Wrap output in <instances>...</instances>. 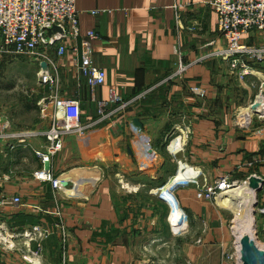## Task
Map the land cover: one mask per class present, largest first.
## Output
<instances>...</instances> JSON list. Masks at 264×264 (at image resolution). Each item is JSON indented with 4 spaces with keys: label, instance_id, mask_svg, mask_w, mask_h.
I'll use <instances>...</instances> for the list:
<instances>
[{
    "label": "crops",
    "instance_id": "1",
    "mask_svg": "<svg viewBox=\"0 0 264 264\" xmlns=\"http://www.w3.org/2000/svg\"><path fill=\"white\" fill-rule=\"evenodd\" d=\"M76 5L82 35L98 34L94 61L107 79L93 92L70 51L59 56L48 48L57 95L79 100L88 122L98 117L97 100L108 99L112 90L131 99L155 89L117 125L104 122L83 137H64V148L49 167L56 175L84 169V180L92 184L73 192L79 195H66L36 174L44 167L37 151L49 146L53 123L39 103L51 93L32 88L30 98L0 103V168L10 176L0 194L23 200L0 213V264H35L25 257L30 259L29 249L37 251L38 243L22 235L35 226L51 233L43 241L40 264H160L158 251L168 254L165 264H237L241 258L229 245L233 209L241 207L237 196L229 194L222 206L199 199L197 184L179 185L174 193L188 221L174 234L169 205L156 191L184 172L181 164L199 185L205 178L210 184L225 176L238 182L264 178V120H238V111L254 102L253 76L241 78L239 69L208 55L209 43L219 38L217 13L206 0H76ZM193 23L199 24L195 30L189 28ZM8 61L0 57V68ZM32 61L38 77L41 60ZM180 62L188 65L183 73ZM21 110L30 113V125L20 121ZM173 124L189 129L186 138L179 135L182 148L176 151L164 146ZM255 199L257 210L263 208L264 186Z\"/></svg>",
    "mask_w": 264,
    "mask_h": 264
},
{
    "label": "built area",
    "instance_id": "2",
    "mask_svg": "<svg viewBox=\"0 0 264 264\" xmlns=\"http://www.w3.org/2000/svg\"><path fill=\"white\" fill-rule=\"evenodd\" d=\"M206 4L213 8L218 15L219 31V38L209 43L211 52L208 55L221 58L233 70L239 69L241 78L258 77L261 83L259 94L264 95L262 91L264 71H258L253 67L254 64L264 66V0H206ZM198 26L199 24L193 23L189 28L195 30ZM96 38H98V34L95 30L87 32L85 36L82 35L80 12L77 9L76 0H0V57L28 56L40 59L39 83L49 86L51 89L50 96L43 98L39 103L44 113L52 115L53 124L47 133L49 146L46 150L37 151L44 167L36 174L40 180L52 182L58 191L67 190V186H64L63 182L68 181L69 183L70 180H65V174L56 176L49 164L55 155L62 152L64 137L68 134L85 136L92 128L104 122L117 125L119 119L135 103L155 89V87L149 88L131 99H126L122 94L112 90L108 99L97 100L98 117L84 122L80 101L59 97L57 91H54V87L58 86V80L50 71L45 50L56 48L59 56H64L70 51L74 57V65L83 76L89 79V86L94 92L103 86L107 79L106 71L94 61L93 41ZM43 64L45 65L43 66ZM187 67L188 65L180 62L179 73H183ZM194 91L203 94L200 89L196 88ZM255 103L259 104L258 95L250 106ZM243 117L239 114L238 120ZM258 117L264 120V114H260ZM253 118L254 114L245 120V123L251 124ZM175 140L172 142V148L176 151L182 147L178 142L174 144ZM180 166L184 172L189 169L187 164ZM9 177L0 168V186ZM203 182L202 185H199L197 177L186 176L181 180L175 178L167 185L158 188L159 196L169 205L173 233L179 234L185 230L188 221V215L174 193L179 185L197 184L199 199L218 201L238 181L230 176H225L211 184L206 178ZM22 203L23 200L19 196L10 197L0 194V213L7 207L18 208ZM257 213L264 217V207L260 208ZM50 234L48 229L40 226L23 232V236L27 237L30 243L32 241L38 243V250L29 249L30 259L25 257L26 260L40 264L42 244ZM249 235L258 247L257 242L260 239L257 231L255 230L253 235ZM237 243L235 255H241L240 238ZM239 257L241 258V256ZM238 261L241 260L238 258Z\"/></svg>",
    "mask_w": 264,
    "mask_h": 264
},
{
    "label": "rangeland",
    "instance_id": "3",
    "mask_svg": "<svg viewBox=\"0 0 264 264\" xmlns=\"http://www.w3.org/2000/svg\"><path fill=\"white\" fill-rule=\"evenodd\" d=\"M20 57H22V56H20ZM20 57L16 56V57L5 58V59H9L10 62L8 61L9 62L8 65H6L5 67L1 66V68H0V103H3L4 105H6L7 103L8 104H12V103L16 102V97H18V98H20V97L30 98V93H31L30 90L32 88H35L36 94L38 92L43 93V95L51 93V89H50L49 86H43V85L39 84V82H38L39 80H38L37 73H36L38 67H37V65H33L32 64L33 63L32 58L31 57L26 58V56H24V58H20ZM253 77H255V76H253ZM253 77L250 78V81H252V82L254 81V83H251L250 85L253 87L252 89H253L254 93L252 95H253V98L255 100L257 95H259L258 93H260L261 83H260V81L257 80V77H255V78H253ZM54 91L58 92L57 85L54 87ZM244 108L245 107L241 108L238 111V114H240V111H243ZM14 110L20 111L19 108H13V111ZM21 112H22V110H21ZM15 115H17V114H15ZM22 115L23 116L21 118H19L20 121L25 122L26 126L30 125V113H25L24 112ZM258 116L259 115L254 114V120H256V119L259 120ZM24 118H26L27 120L24 121L25 120ZM180 126H181L182 129H180ZM172 127H174V128H172ZM167 128L168 129H166L167 133L165 134V136H167V135L168 136H167V139H166L167 141H165V144H164L165 148H167V149H168L169 146H171L173 144L172 143L173 139L179 137V135L185 136V138H186V136L188 134L187 133L188 132V126H186V124L183 125V126L182 125H177V124L174 125L173 124V125H171V126H169ZM68 135H72V134H68ZM73 137H79V135L76 134ZM81 137H83V136H81ZM161 141H164V139L162 138ZM170 167H171V164H169V168ZM61 174L63 175V173H61ZM61 174H57L56 176H59ZM245 180L247 182L249 181L247 179H245ZM244 181H239V182H237V184L242 183ZM88 182H86V183H88ZM51 184H52L51 187H54L52 182H51ZM167 184H165V185H167ZM72 187H74L73 184H72ZM234 188L235 187H232L230 190H232ZM67 189H68V187H67ZM86 189H87V187L85 189H82V190H86ZM156 191H157V194L159 195L158 189ZM225 193L226 194L222 198V201H225V203L228 204L227 196L229 195V193L228 192H225ZM229 201H234V199H230ZM253 207L256 209V211H258L257 207L255 205H253ZM239 208L240 207L237 206L236 210L233 209V208L232 209L234 210V212L237 213L238 210H240ZM253 216H254L253 217L254 227L252 228L254 230L253 234H254V232L256 230L260 241H263L264 240V230H263L264 217L259 216V214L257 212L256 213L254 212ZM232 218L234 219V215H232ZM229 228L231 229V231H230V235H231V239L230 240L231 241H230L229 245L232 248L231 251H233V250L235 251L234 247L236 246V244H238L237 242L239 241V238L241 240L242 236L238 237L237 234L235 233V231L237 230L236 229L237 227H235V223L233 221H231ZM183 231L184 230H182L181 233ZM169 232H170V228L164 227V230H163L164 236H169L170 235ZM245 234L249 235V233H245ZM253 234H251V235H253ZM22 235H23V233H22ZM167 247H169V246H167ZM163 248H165V246L160 248V249L162 250ZM157 254L160 255V256L156 257V261H159L158 263H160V264H165L163 261L169 259L168 254L166 252H162V253L160 252L159 253V251H158ZM237 256L239 257L241 255H237ZM213 263H215V262H213ZM236 263L240 264L241 261H238Z\"/></svg>",
    "mask_w": 264,
    "mask_h": 264
},
{
    "label": "bare ground",
    "instance_id": "4",
    "mask_svg": "<svg viewBox=\"0 0 264 264\" xmlns=\"http://www.w3.org/2000/svg\"><path fill=\"white\" fill-rule=\"evenodd\" d=\"M255 73H257V71H255ZM258 107L256 110H254L251 106L250 107H245L243 109V111L240 113L241 116H244L243 120H247L249 117L253 116L252 114H254V112H258L261 114H264V95L259 94L258 95ZM252 104V103H251ZM179 143L181 145V140L178 139L174 144ZM84 169L82 170H77L74 169L73 171L68 172L67 174H65V180H73L76 184L74 187L67 189V194L66 195H71L73 192H77V191H82V189H85L86 187L89 188L92 184L88 182V180H84L83 176H84ZM94 173H96L94 171ZM188 173V172H187ZM97 174V173H96ZM95 174V181H94V186L93 189L95 187V184L97 182V175ZM187 176V174L185 172H181L177 178L178 179H183ZM88 182V183H86ZM90 185V186H89ZM89 186V187H88ZM169 187V186H168ZM235 188L232 190H228L227 192H229V194H234L235 196H237L238 200L241 203V207H240V211L236 213L235 218H234V223H235V227H237L235 233L237 234L238 237H241L242 235H244L245 233H249V234H253V227H254V222H253V210H254V203H255V196H256V191L255 189L251 186L250 181H244L242 183L236 184L234 186ZM84 191V190H83ZM71 193V194H70ZM74 194V193H73ZM74 195H79V194H74ZM225 196V193L223 194V196L221 198L218 199L219 204L224 206V203L222 201V198ZM243 238V237H242ZM258 248L264 251V242L258 240ZM245 250V248L243 249ZM248 255H250L248 253ZM242 258V255H241ZM249 262H251V258H248ZM241 263H242V259H241Z\"/></svg>",
    "mask_w": 264,
    "mask_h": 264
},
{
    "label": "water",
    "instance_id": "5",
    "mask_svg": "<svg viewBox=\"0 0 264 264\" xmlns=\"http://www.w3.org/2000/svg\"><path fill=\"white\" fill-rule=\"evenodd\" d=\"M45 64H43L44 66ZM262 91L264 92V84L262 87ZM254 110L257 109L258 103H255L251 106ZM254 114L260 115L261 113L254 112ZM251 186L255 189L256 193L262 190L264 186V179L259 178L257 176H251L249 178ZM64 186H67L68 181L63 182ZM243 238L240 240L241 244V255H242V264H264V251H261L257 246L255 241L248 234L242 235ZM245 248V250H243ZM248 253L250 255H248ZM248 258H251V262H249Z\"/></svg>",
    "mask_w": 264,
    "mask_h": 264
}]
</instances>
